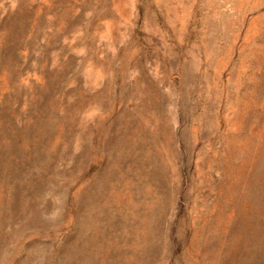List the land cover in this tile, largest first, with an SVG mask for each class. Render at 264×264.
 I'll list each match as a JSON object with an SVG mask.
<instances>
[{"label":"rangeland","instance_id":"obj_1","mask_svg":"<svg viewBox=\"0 0 264 264\" xmlns=\"http://www.w3.org/2000/svg\"><path fill=\"white\" fill-rule=\"evenodd\" d=\"M0 264H264V0H0Z\"/></svg>","mask_w":264,"mask_h":264}]
</instances>
